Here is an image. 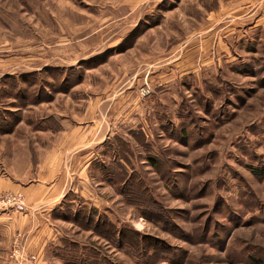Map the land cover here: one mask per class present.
Returning a JSON list of instances; mask_svg holds the SVG:
<instances>
[{
  "label": "rangeland",
  "instance_id": "1",
  "mask_svg": "<svg viewBox=\"0 0 264 264\" xmlns=\"http://www.w3.org/2000/svg\"><path fill=\"white\" fill-rule=\"evenodd\" d=\"M9 179L49 264H264V0H0Z\"/></svg>",
  "mask_w": 264,
  "mask_h": 264
},
{
  "label": "crops",
  "instance_id": "2",
  "mask_svg": "<svg viewBox=\"0 0 264 264\" xmlns=\"http://www.w3.org/2000/svg\"><path fill=\"white\" fill-rule=\"evenodd\" d=\"M11 179L0 182V190L6 192H20L26 196L27 203L33 210L23 213H0V224L6 226V230H0V264H8L10 253L16 236L20 235L24 240L26 250L30 254H39L44 264H49L47 251L50 243L56 237L52 227L54 226L49 206L56 205L66 197L68 191L60 193L56 184H27L20 180ZM69 190V189H68ZM24 247V248H25ZM46 259V260H45Z\"/></svg>",
  "mask_w": 264,
  "mask_h": 264
},
{
  "label": "built area",
  "instance_id": "3",
  "mask_svg": "<svg viewBox=\"0 0 264 264\" xmlns=\"http://www.w3.org/2000/svg\"><path fill=\"white\" fill-rule=\"evenodd\" d=\"M0 204L3 206H15L19 211H24L25 206L23 203L22 197H8L7 199L0 200ZM17 255L18 253H21L20 251L15 252ZM14 258H16V262H13L12 264H39L38 258L34 255L32 256H24V255H13Z\"/></svg>",
  "mask_w": 264,
  "mask_h": 264
},
{
  "label": "trees",
  "instance_id": "4",
  "mask_svg": "<svg viewBox=\"0 0 264 264\" xmlns=\"http://www.w3.org/2000/svg\"><path fill=\"white\" fill-rule=\"evenodd\" d=\"M67 201V199H65V201L64 202H66Z\"/></svg>",
  "mask_w": 264,
  "mask_h": 264
}]
</instances>
